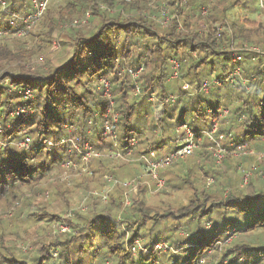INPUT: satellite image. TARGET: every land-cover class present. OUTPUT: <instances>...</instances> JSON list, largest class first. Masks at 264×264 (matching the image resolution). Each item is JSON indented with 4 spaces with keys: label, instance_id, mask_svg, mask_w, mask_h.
Segmentation results:
<instances>
[{
    "label": "trees",
    "instance_id": "1",
    "mask_svg": "<svg viewBox=\"0 0 264 264\" xmlns=\"http://www.w3.org/2000/svg\"><path fill=\"white\" fill-rule=\"evenodd\" d=\"M6 1L12 13L33 11L28 6L32 0ZM59 1L36 24L37 45H30L32 36L27 39L36 28L24 37L13 32L0 37V264H264V177L260 174L264 158L257 160L248 153L264 152V105L260 103L264 101V54L240 51L244 58L255 60L251 73L243 65L246 83L217 85L211 80L212 74L223 80L233 71L228 51L234 45L264 47V10L252 7L253 12L263 13L260 20L232 12L249 7L250 0H154L170 10L171 20L165 25L151 17L155 10L148 0ZM87 13V28L66 25ZM3 15L0 10V29L7 30ZM53 39L59 46L55 52H51ZM40 56L45 58L42 66H28ZM173 60L180 64L175 88L168 77ZM141 67L134 79L131 72ZM103 78L110 82L113 109L119 116L117 123L111 120L112 131L123 150L167 155L181 143L175 136L178 126L187 124L203 132L219 117L218 134L227 138L223 164H216L214 144L202 135L197 153L160 172L167 185L155 195L156 202L147 199V183H140L135 195L114 187L103 199L100 192L108 189L104 175H126L124 167L110 158H97L89 177L78 185L59 184L52 173L73 156L64 147L58 148L61 155L45 151L44 140L69 137L65 127L69 126L74 135L90 139L101 151L113 147L102 128L106 118L111 119L109 99L101 88ZM135 81L143 93L138 97L131 92ZM183 82L191 89H184ZM205 82H209L207 92L202 90ZM25 91L31 97L26 99ZM151 92L160 100L175 93L177 101L154 105L147 99ZM20 106L29 110L13 116ZM220 108L229 109L228 116H219ZM28 137L29 150L13 144ZM133 137L138 140L136 147H130ZM235 152L243 158H234ZM251 159L261 169L242 186L244 173L239 165ZM210 177L216 180L211 187ZM49 184L64 200L53 201L66 209L74 206L75 193L86 198V210L74 211L68 221L71 232L48 234L47 229L62 219L58 204L40 198ZM184 187L191 193L186 205L175 208L160 201L168 188ZM28 222L43 228L31 242L37 247L33 254L24 253L9 238L13 234L22 240V225ZM137 240L146 252L134 251ZM159 242H170L172 249L162 254L155 248Z\"/></svg>",
    "mask_w": 264,
    "mask_h": 264
},
{
    "label": "built area",
    "instance_id": "2",
    "mask_svg": "<svg viewBox=\"0 0 264 264\" xmlns=\"http://www.w3.org/2000/svg\"><path fill=\"white\" fill-rule=\"evenodd\" d=\"M48 5H49V0H32V7H33V11L27 16V17H16L15 21L13 19H11L12 21L9 22V28L7 30H0V37L2 35L5 34H11V32H13L12 35L16 36H26L30 30L33 29V27L40 21V19L42 18V16L45 14V12L48 9ZM258 6L260 9L264 10V0H258ZM0 7L2 8L3 12L5 11V9L7 8V1L6 0H0ZM204 12L207 11V9H203ZM7 12L8 8L6 9ZM165 13H168L167 10L163 11V15L164 17H168V15H165ZM90 17V14L87 13L86 17L81 21H79L78 23L73 24L74 26L77 25H81V24H86L88 19ZM154 18V17H153ZM24 23L22 28H17L16 25L18 23H21V21ZM20 21V22H18ZM18 22V23H17ZM77 22V21H76ZM17 23V24H16ZM57 43V42H56ZM56 46V44H55ZM241 51H252L254 53L257 54H264V49L257 47V46H253L251 48H244ZM230 58L232 59V62L235 64V67L233 69V71L231 73L228 74V76H226L223 80L218 79L216 77H212V82L218 85H221L222 82H226L227 80H230L233 83H236L237 81H240L244 83H246L248 81V78H243V61H244V57L243 55L240 53V50L238 49H234L233 47L228 51ZM173 76L172 78H178L179 75V70H180V64L178 61L173 60ZM143 70V67L139 68L137 71H132L131 75L134 79L138 78L140 72ZM241 79V80H240ZM253 80H255V77L253 78ZM190 85L189 84H184L183 88L184 89H189ZM101 88L104 91V95L106 97H108L109 99V109L108 112L111 113V119H108V117L106 118V120L103 123V131H104V135L106 136L105 140H109V139H117V135L113 134L112 131V125H111V120L114 123H117L119 120V116L118 113H116L113 109L114 107V100H112V96H111V90H110V82L103 78L101 79ZM209 89V82H205L202 86V90L204 91H208ZM133 96L138 97L140 95H143L140 84L135 81L134 86L131 90ZM25 98H29L31 97V93L30 91H25ZM147 99L150 103L152 104H156V102H161V103H167V104H174L177 101V96L174 94H170L168 96H166L163 100H160L155 92H151L147 95ZM261 105H264V101L262 100ZM29 109H26L24 107H18L16 110H14V112H12L11 114L13 116H20L23 115L24 113H26ZM220 116H228L229 114V109H223L220 108L218 111V114H220ZM211 113V111H210ZM213 124H211L212 128L210 130H207L206 135L209 138L210 141L213 142L214 144V157L217 163L221 162L225 155L228 153L227 149L223 146L222 141L223 139L226 137L224 133L218 134L219 132V121H217L215 118L213 119ZM66 129L68 130L69 133V137H63L59 142H54L51 139L49 140H44V148H49V147H58V148H62L64 147V149H67L68 153L71 154V156H73L74 154H78L84 161V170H86L87 172L89 171V165L92 161V159L94 158H100V157H104L102 156V152H106V151H101L97 148H94V144L92 143V141L90 139H85L82 140L78 135H74L73 132V127H69V126H65ZM178 138L180 140V145L179 147L174 150L171 151L169 154L167 155H159L155 150H150L148 152H144L139 154L140 159L143 161L144 166L143 169L145 171L146 176H152L156 182H157V186L158 189H161L165 186V180L162 179V177L160 176V171L167 168L168 166H170L174 161L176 160H180L183 159L187 156H190L194 153V151L200 147L201 145V141H202V135H205V131L203 132H196L194 131L192 128H190L187 124H182L180 126L177 127L176 129ZM179 132V133H178ZM182 132V134H180ZM89 134H91V131H88ZM180 134V135H179ZM138 143V140L136 138H132L130 140V147H135L136 144ZM116 142H113V147L109 150H107L108 152H112L110 153L111 155H113L114 157L118 158H125L126 156H129L133 153V149H128V150H123L120 148L116 149ZM19 145V146H18ZM18 147L20 149H25V150H29L31 149V139L25 138L23 139L20 143H18ZM244 148V147H243ZM251 155H255L256 153L255 151H250L248 152ZM261 153V152H260ZM109 154V153H107ZM264 154V152L262 153ZM242 156L241 152H235L234 156ZM264 157V156H263ZM261 158V157H259ZM70 160V159H68ZM67 162V166H74L75 162L74 161H68ZM258 170L257 167H253L250 171H248L245 176H244V180L245 183H247V181L249 180L251 174ZM260 174L264 177V171H260ZM150 176V177H151ZM143 178V176H142ZM141 178V179H142ZM108 181L106 180V182L108 183V189L103 190L100 192V194L103 196V199H107L108 197V192L110 191V189L116 187L115 185L117 184V181L113 182L112 178L109 177ZM214 181H209L208 185H211ZM95 193V192H94ZM97 193V192H96ZM131 203V199L128 198L127 199V204ZM56 225H54L55 227ZM58 226V225H57ZM63 229V228H62ZM58 230L61 231V227H58ZM66 230V228L64 229ZM57 232V231H56ZM68 232H71L68 231ZM156 250L158 251H166L171 250L172 247L169 246L167 243L165 242H159L156 245ZM137 249L142 250L144 252L147 251V249L145 247H143L141 241L137 240L135 242V247H134V251H136ZM57 253L58 251L56 249H54L52 251V255L53 257H57Z\"/></svg>",
    "mask_w": 264,
    "mask_h": 264
},
{
    "label": "rangeland",
    "instance_id": "3",
    "mask_svg": "<svg viewBox=\"0 0 264 264\" xmlns=\"http://www.w3.org/2000/svg\"><path fill=\"white\" fill-rule=\"evenodd\" d=\"M149 2H150V6H151V8L153 9V10H155V12H153L151 15V17H157L159 20H161V21H163L164 22V24L165 25H168L169 24V22H170V20H171V16H170V10L167 8V11H168V17L166 18V17H164V15H163V11H164V7H161V6H159V5H157V3H155V1L154 0H148ZM251 1V3H249V7H245V6H239V7H237L236 9H234V11H232L233 13H235L236 15H238V16H242V17H245V16H247V17H252V18H254V19H260V20H262L263 19V13L261 12V10H255L254 12H253V8L252 7H254V8H258L259 6H258V0H250ZM32 1L31 2H29L28 3V6H32ZM53 3H57V5L58 4H60V1L59 0H49V5H48V8L50 7V6H53ZM7 8H8V4H7ZM6 8V9H7ZM33 8V7H32ZM6 9H5V11L3 12V10H2V8L0 7V10L3 12V17H4V20H6V21H9V22H11L12 20L11 19H13L14 21H15V19H16V17H22V18H24V17H27L28 15L26 14V15H23V14H15V13H12L11 11H9V12H7L6 11ZM204 9V8H203ZM205 9H207V7H205ZM259 9V8H258ZM163 10V11H162ZM161 12H162V14H161ZM207 12V11H206ZM206 12H203V14H206ZM3 19V18H2ZM84 19V18H83ZM81 17H79V18H75V19H73L72 21L70 20L68 23H66V25L70 28V27H76V26H74L73 24H75V23H78L80 20L82 21L83 20ZM21 21V20H20ZM20 21H18V22H20ZM77 21V22H76ZM17 22V23H18ZM16 23V24H17ZM23 22L21 21V23H20V26L18 27V28H20V27H22L23 26ZM89 24V22L88 23H86V24H82V27H84V28H87V26L86 25H88ZM76 25V24H75ZM36 26L37 25H35L34 27H33V29L34 28H36ZM86 26V27H85ZM38 27V26H37ZM32 29V30H33ZM0 30H5V28H1ZM32 30H30L29 31V33L32 31ZM39 28H36L35 29V31L34 32H32L33 33V35L31 34V35H29L28 37H27V39L30 37V36H32V37H30V39H31V41L29 42L30 43V45H33V46H35V45H37V41H38V38H37V34L39 33ZM5 33H8V32H5ZM5 33H3L4 35H6ZM28 33V34H29ZM27 34V35H28ZM4 35H2V36H4ZM1 36V37H2ZM16 37H24V36H19V35H16ZM56 38H58V37H56ZM55 38V39H56ZM56 42H58L57 40L55 41L54 39H53V42H52V48H51V52H55L56 50H58L59 49V46H58V43H56ZM55 44H56V46H55ZM251 47H253V45H250V44H244L243 46H236V45H234L233 46V48L234 49H238V50H242V49H244V48H251ZM260 48H262V49H264V47H260ZM250 53H254V52H252V51H249ZM255 55H259V54H257V53H255ZM255 60H252V59H249V58H244V61H243V65L245 66V68L251 73L252 72V70L254 69V67H255ZM45 63V58L43 57V56H40V57H37V58H35L33 61H31V63H29L28 64V66L29 65H34V64H39L40 66H42L43 64ZM243 66V67H244ZM173 73H174V70H173V63L171 64V67H170V74H169V81H170V83L172 84V87H174L175 88V84H176V81L178 80V78H172V76H173ZM251 75V74H250ZM215 77V75L214 74H212V77ZM243 78H246V76H244ZM213 78H211V80H212ZM241 80V79H240ZM206 81H209V80H206ZM224 84H234L233 82H231L230 80H227L226 82L224 81L223 82ZM242 84L244 83L243 82V80H242V82H241ZM184 84H189L188 82H183V85ZM190 85V84H189ZM218 85V84H217ZM173 88V89H174ZM189 89H191V86H190V88ZM196 91V90H195ZM171 94H174V95H176L177 97H178V95L177 94H175V93H171ZM156 103H158V102H156ZM176 103V102H175ZM220 113V112H219ZM221 115V113L219 114V116ZM224 116V115H223ZM214 119V118H213ZM213 119H212V121H213ZM215 119L217 120V121H220V118L218 117H215ZM212 124H213V122H212ZM211 128H212V126H211ZM219 129H220V122H219ZM206 132H207V130H205V136H207L206 135ZM179 133V132H178ZM177 134V132L175 133V136L176 137H178V135H176ZM180 134H182V132L180 133ZM179 134V135H180ZM118 136V135H117ZM105 139H106V136H105ZM23 139H20V140H18V141H14L13 142V144H15L16 146L18 145V143H20L21 141H22ZM109 140H111L112 141V143L113 142H116L117 144H116V149L117 148H120V149H122L121 147V145H122V143L120 142V140L118 139V137H117V139H109ZM225 141H227V138L225 137L224 139H223V141H222V144H223V142H225ZM138 145V143L136 144V146ZM19 146V145H18ZM17 146V147H18ZM114 146V145H113ZM135 146V147H136ZM201 146V145H200ZM32 147V146H31ZM19 148V147H18ZM94 148H95V145H94ZM199 149H200V147H198L195 151H194V153L192 154V155H194L195 153H197V151H199ZM45 151H50L51 153H59V155H61V152H60V149H58V147H49V148H46V150ZM252 151H254V150H252ZM103 154H102V156H104V157H100V159H108V158H110V159H112V160H114L115 161V165L116 166H123L124 167V170H123V173H126V175H122V176H120V177H118V178H116L115 176H113V175H110V174H108V173H106V175H104V180H105V182H106V180H107V182H109L108 181V178L109 177H111L112 178V181L113 182H115V181H117V184L115 185L116 187L117 186H122V189H126L127 188V191L131 194V195H135L136 193H137V191H138V189H139V185H140V183H147L148 185H149V187H148V195H147V199H148V201H150V202H156V199L157 198H154L155 197V195L158 193V192H160L161 190H163L165 187H166V185L163 187V188H161V189H158V186H157V182H156V180L151 176H146V175H144V174H146L145 173V171H144V169H143V166H144V163H143V161L140 159V157H139V154H135L134 153V151H133V153L134 154H131V155H129V156H126L125 158H120V157H118V158H116V157H114L113 155H111L110 153H112V152H108V151H106V152H102ZM107 153H109V154H107ZM255 153H256V156L255 155H253L254 156V158L256 157V159L257 160H261V159H263L264 157V154H262L263 152H257V151H255ZM191 156V155H190ZM243 156L244 155H242V156H233L234 158H236V159H242L243 158ZM259 157H261V158H259ZM187 158V157H186ZM184 159V158H183ZM225 159V158H224ZM224 159L221 161V162H219V163H217L216 161V164H218V165H221V164H223V162H224ZM256 159H251L250 161H247L246 163H244V162H240V165H239V169H240V171L241 172H243L244 174H242L241 175V177H240V184L242 185V186H246V185H248V183H249V180H250V178H249V180L247 181V183H245V180H244V176H245V174L248 172V171H250L253 167H257L258 168V170L260 171V167H259V164H258V162H257V160ZM95 160H98L97 158H94V159H92V161H91V163H90V165H89V171L91 170V165H92V163L93 162H95ZM181 160V159H180ZM68 161H74L75 162V165L74 166H67V161H64L63 163H62V165H61V167L59 168V169H55V171L52 173L53 174V176L54 177H57V181H59V184H66V186L68 185L69 187H71V186H75V185H78V182L80 181V183H81V180L84 178H86L87 176L89 177V175H90V172L88 171H86V170H84V167H85V165H84V161H83V159L78 155V154H74L73 155V157H72V159H70V160H68ZM178 160H176V162H177ZM175 162V163H176ZM174 164V163H173ZM94 165V164H93ZM127 165H130L129 166V168H128V166ZM172 166V165H171ZM140 170H141V172H140ZM164 170V169H163ZM162 171V170H161ZM160 171V172H161ZM254 174V173H253ZM181 175H183V173L181 172ZM86 176V177H85ZM142 176H143V178H142ZM142 178V179H141ZM162 179H164V178H162ZM165 180V179H164ZM166 181V180H165ZM209 181H214L213 183H216V180L214 179V178H212V177H210L209 179H208V181H207V184L209 183ZM212 183V184H213ZM108 184V183H107ZM177 185H179V182H177L176 183ZM211 184V185H212ZM214 185V184H213ZM212 185V186H213ZM208 186H210V185H208ZM211 187V186H210ZM48 188H50L49 189V191H45L44 193H43V195L40 197L42 200L46 197V199L47 200H50V201H53V199H57V200H61V201H63L64 202V200H63V198L62 197H60V196H58L57 197V191H55V192H53V188L51 187V185L49 184L48 185ZM106 189V188H105ZM96 192H99V191H96ZM166 194H161V196H160V201H162V202H165V203H170L172 206H174L175 208H179V207H181V206H183V205H186L188 202H189V200H190V191H189V189L188 188H186V187H184L182 190H171L170 188H168L167 190H166ZM71 201L73 202V207L71 208V209H66V207H65V205H61V204H59V203H57V202H55V201H53L54 203H56V204H58L59 205V207L62 209V211H61V215H62V219H60V221H59V223H56V226L54 227V224L52 225V227H49L48 229H47V231H48V234H52L53 236H55L56 234H58V233H60V234H63V233H66V232H68V231H70L71 230V228H70V225H69V219H72L74 216H75V213H74V211H76V210H81V211H83L84 212V210H86V198H85V200H83V193H75L72 197H71ZM45 202V201H44ZM55 207L56 206H53L52 208L53 209H55ZM57 208V207H56ZM58 225V226H57ZM23 227H25L23 230H21V232H20V234H21V236H22V240H19L18 239V237L17 236H15V235H9V238L12 240V241H14V243H18V245H19V247H20V249L21 250H23V252L24 253H26V254H33L36 250H37V247H34L32 244H31V242H33L34 241V239L35 238H37L36 237V235H35V232L36 231H38V232H42L43 233V228L40 226V225H36V224H33L32 222H28V223H24V225H22ZM61 227V231L62 232H60V230H58V227ZM13 228H15V227H13ZM63 228V229H62ZM66 228V230H64ZM46 230H45V232H47ZM57 231V232H56ZM72 231V230H71ZM164 233H165V231L164 230H162ZM180 235L181 236H186V233H184L183 231H181L180 232ZM256 236H253V238H255ZM257 237H259V236H257ZM232 238L233 237H230V238H228V242H230L231 240H232ZM258 239V238H257ZM145 242H146V239H143L142 240V243H143V245L145 244ZM168 245L170 246L171 244H170V242H168ZM170 250H166V251H163L162 252V254H165V253H168ZM159 256H163V255H159Z\"/></svg>",
    "mask_w": 264,
    "mask_h": 264
}]
</instances>
